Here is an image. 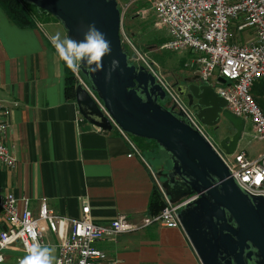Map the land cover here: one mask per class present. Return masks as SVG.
I'll return each mask as SVG.
<instances>
[{"label":"crops","instance_id":"1","mask_svg":"<svg viewBox=\"0 0 264 264\" xmlns=\"http://www.w3.org/2000/svg\"><path fill=\"white\" fill-rule=\"evenodd\" d=\"M56 33L48 24L17 30L0 10V111L8 128L2 142L15 159L9 171L0 167V191L17 200V209L26 199L34 214L44 203L55 215L76 220L85 203L93 224L106 225L121 215L138 224L153 177L169 170L168 162L164 157L159 168L154 161L150 168L142 159L147 151L128 159L126 144L112 130L101 132L81 120L74 104L63 98V63L50 39ZM250 143H237L236 150L254 159L264 142ZM65 229L60 225L52 236L41 226L45 245L55 248ZM94 247L104 253L102 264H199L177 228L152 225ZM2 255L0 264H18L24 257L16 246Z\"/></svg>","mask_w":264,"mask_h":264},{"label":"water","instance_id":"2","mask_svg":"<svg viewBox=\"0 0 264 264\" xmlns=\"http://www.w3.org/2000/svg\"><path fill=\"white\" fill-rule=\"evenodd\" d=\"M52 17L65 37L82 40L95 24L111 42L112 54L103 69L82 64L79 72L101 103L112 124L128 137L152 141L164 153L169 170L156 174L171 205L182 198L196 199L177 212L179 230L199 264H264V201L242 191L194 125L173 105L161 106L166 95L149 70L128 64L119 41V14L114 0H19ZM119 67L110 73L111 60ZM222 83V81H221ZM173 91L192 111L198 125L222 123L232 132L216 143L223 157L234 153L245 122L225 110L223 100L200 79H184ZM74 109L81 120L99 131L112 125L95 103L76 85Z\"/></svg>","mask_w":264,"mask_h":264},{"label":"built area","instance_id":"3","mask_svg":"<svg viewBox=\"0 0 264 264\" xmlns=\"http://www.w3.org/2000/svg\"><path fill=\"white\" fill-rule=\"evenodd\" d=\"M119 14V41L129 45L123 38L122 23L127 16L140 19L150 17L153 31H163V42L159 49L169 53L187 52L189 57L184 66L190 67L193 76L203 83H210L211 90L220 97L225 110L235 118L248 122L251 139L264 142V111L254 102L252 89L264 81V0H114ZM39 24L35 25L38 28ZM124 41V42H123ZM132 50V49H131ZM142 62L140 56L133 51ZM62 61V60H61ZM73 82L79 85L87 97L95 103L97 109L112 125L115 134L126 144L128 159L140 157L139 151L129 137L117 129L109 116L102 110L101 103L91 92L79 71L70 70ZM145 69L152 70L145 66ZM152 77L161 86L167 97V105H173L181 111L207 141L223 162L227 173L240 190L252 197L264 201V151L254 159L245 152L237 150L223 157L218 147L210 143L203 126L192 117V111L185 106L184 100L158 79ZM222 81V83H221ZM264 105V89L261 95ZM5 114L0 111V167L10 170L15 159L2 142L8 128ZM97 129V128H95ZM99 130V129H97ZM154 182L156 179L153 177ZM157 186V183H156ZM157 189L159 190L158 186ZM164 203L160 212L153 216L141 217L138 224H131L124 215L115 216L108 224H93L87 217L88 206L83 203L78 219H63L52 213L44 203H39L34 214L26 208L27 200H22V208L17 209V200L0 191V262L6 249L16 246L25 256L26 248L36 240L45 245L40 232L41 226L49 235L54 236L60 225L66 226L65 237L55 245L54 264H102L104 253L94 247L99 241L109 240L123 234H133L149 226L157 228L179 229L176 214L183 206L189 205L196 195L182 198L175 204L167 202V197L159 190Z\"/></svg>","mask_w":264,"mask_h":264},{"label":"rangeland","instance_id":"4","mask_svg":"<svg viewBox=\"0 0 264 264\" xmlns=\"http://www.w3.org/2000/svg\"><path fill=\"white\" fill-rule=\"evenodd\" d=\"M150 21V17H140V19H138L135 16L133 17L129 15L122 23L121 28L123 32V38L128 41L129 45L121 43V47L122 51H124L125 55L128 57V64L142 68L144 65L149 67L152 70L155 79H158L169 88H172L175 84H182L184 79H190L188 76L192 74L190 67L184 66L186 59L184 57L183 59L181 58V53H166L159 49L160 44L158 43L162 40L161 38L164 33L162 30L153 31ZM46 24H48L49 27L54 28L55 31L59 32L62 39L65 38L63 30L60 29L55 20L48 19ZM131 49L140 56V58L143 60L142 62L135 54H133ZM253 97L254 102L258 104L264 111V105L262 104L261 98L258 100L256 99V96L253 95ZM167 101L168 100L166 97L165 102L161 103V106L167 108ZM248 128L249 124L246 122L242 130L243 133L241 140L238 142L239 145L242 143L252 144L250 143L252 139L250 132H248ZM203 130L204 133H206V136L209 138L210 143L215 145L222 137L232 133L230 129L222 125V123L218 124L213 129L204 127ZM145 151H147V156L145 155L146 157L142 158L144 163H147V165L151 168L153 166L152 162L154 161L156 168H159L157 167L158 163L164 159V154L159 153L157 149L151 146L146 147ZM248 153L251 155L253 154V151L249 149ZM151 170V173L156 171L155 168H152ZM156 180L158 186L160 180Z\"/></svg>","mask_w":264,"mask_h":264},{"label":"clouds","instance_id":"5","mask_svg":"<svg viewBox=\"0 0 264 264\" xmlns=\"http://www.w3.org/2000/svg\"><path fill=\"white\" fill-rule=\"evenodd\" d=\"M50 39L58 58L74 72L79 71L82 64L95 65L92 68L94 72L102 70L103 58L112 54L111 42L94 23L88 25L82 40L77 41L70 37L62 39L59 32ZM118 67L119 60L113 58L106 78H110V73ZM26 252L27 254L19 259L18 264H54L55 248L40 244L36 240L35 233H33V243L27 246Z\"/></svg>","mask_w":264,"mask_h":264},{"label":"trees","instance_id":"6","mask_svg":"<svg viewBox=\"0 0 264 264\" xmlns=\"http://www.w3.org/2000/svg\"><path fill=\"white\" fill-rule=\"evenodd\" d=\"M0 10L2 11L3 16L14 26L15 29H27L32 30L35 28V25L41 24L45 25L48 19H53L48 16L46 13H42L37 11L34 7L27 6V4L20 2L19 0H0ZM54 20V19H53ZM158 43L161 44L164 40ZM63 98L67 101H71L73 103L72 92H74L75 84L73 82V77L68 71V69L63 66ZM174 87V85H173ZM264 89V81H260L257 85H255L252 89V95L256 96V99H260ZM113 133L115 131L111 129ZM131 142H133L135 148L143 153L146 150V147L151 146L155 148L154 143L152 141H143L138 138L129 137ZM156 149V148H155ZM156 184L153 182L150 187V192L148 195V199L146 200V208L145 213H143L144 217L153 216L156 213L160 212L164 203H162V196L160 191L157 190Z\"/></svg>","mask_w":264,"mask_h":264}]
</instances>
